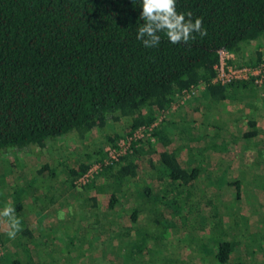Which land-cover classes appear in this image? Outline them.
<instances>
[{
	"label": "trees",
	"instance_id": "1",
	"mask_svg": "<svg viewBox=\"0 0 264 264\" xmlns=\"http://www.w3.org/2000/svg\"><path fill=\"white\" fill-rule=\"evenodd\" d=\"M140 6V0H0V148L36 144L43 149L48 139L70 131L79 142L88 131L102 128L109 116L112 120L125 116L127 126L123 134L112 130L105 135L108 146L118 147L122 137L131 136L141 126L148 129L162 115L149 130V135L134 137L128 150L117 159L106 162L108 151L106 147H100L94 155L90 154L92 157L87 156L86 160L66 167L65 179L75 191L76 199L67 200L70 204L67 212L74 227L71 231L61 230L64 231L63 238L59 233L60 227L58 230L53 228L60 238L53 236L51 242L46 240V226L43 224L38 225L41 238H37L28 219H25L26 209L23 214L24 203L17 195L14 206H10L15 208L16 214H23L21 218L17 216L22 230L15 239L5 236L0 242L11 251L15 247L24 254L12 258L10 264H52L53 253H62L56 249L63 247L67 248V253H73V264L92 254L99 247L94 243L92 231L98 229L99 220L95 213L96 209H101L99 194L102 192L108 193L106 208L115 209L117 214L121 196H135L129 212L131 225L126 226L128 236H133L132 239L125 237L127 249L123 253L124 260L137 253V250L133 253L128 250V243L134 242V236L137 238L140 234L143 239L142 243L136 242L139 250L147 243L156 247L157 238L173 228L175 222L184 224V219L189 227L203 229L201 232L192 231L185 237L193 244L199 258L194 264H209L213 260L223 264L228 261L229 264H243L240 254L235 257L237 261L231 259L241 239L244 254L250 244L255 245L260 254L264 253V217L260 216L259 206L254 209L259 213L256 219L259 226L257 224L254 229L250 228V217L243 212L230 223V228L234 229L232 232L222 225L224 213L246 199L240 180L233 179L225 187L227 191L220 190L216 195L219 201L214 204L215 199L209 201L196 195L202 190H197L193 181L201 173V167L187 166L186 156H181L194 147L206 150L213 146L225 152L226 159L238 158L237 151L231 150L229 142L234 140L237 144L235 140H241L242 154H245L244 150L252 138L263 131L256 118L247 114L249 128L243 130L240 137L232 138H228L233 134L229 128L225 129L219 123L209 124L205 132L207 136H202L192 123L194 121H184L178 127L173 125L172 129L166 124L168 108L174 102L176 92L183 88L202 81L204 87L200 91L203 90L210 102L207 110L211 104L228 99L235 89L243 91L264 84L263 81L262 85H257L250 78L226 83L212 81L217 73L220 50L233 53L230 61L237 65H256L264 61L261 50L256 49L253 56L246 51V45L264 35V0H176L177 12L191 11L193 21L202 18L207 36L201 38L194 33V40L172 44L161 33V42L154 48H145L136 39L137 29L143 23L139 19ZM177 132L181 140L175 146L172 143ZM201 137H205L204 144H190ZM217 137L221 139L219 142ZM255 140L259 147L258 140ZM139 157L147 160L149 169L146 176L135 183L141 168ZM96 162L100 163V168L86 182H80L78 178ZM45 169L56 173L46 163L35 172L42 173ZM142 181L145 185L140 187ZM180 188L184 194L193 196V199L189 197V202H184L182 210L172 207L171 203L174 197L171 193L180 192ZM85 190L88 194L80 200ZM161 191L166 192L164 197H169L168 202L165 198L160 204L154 202V218L149 224H143L139 219L142 202L145 199L150 201L149 197L155 195L157 201L163 196L159 194ZM55 192L62 194L58 190ZM229 198H232V204H228ZM138 199L141 201L137 202ZM49 200L53 202L56 199ZM33 201L30 207L36 208V198ZM88 201L91 208L89 216L77 219L75 212L79 207H86ZM46 206L41 205L40 208L45 209ZM213 209L218 211L211 212L216 213V219H212L210 213ZM161 213L170 217H163L169 223L163 224ZM196 213L200 216L199 224L189 223V215L196 217ZM83 218L88 219V223H82ZM207 224L209 227L205 228ZM217 227L220 228L219 235L212 236ZM206 233L209 236L203 237ZM116 234L117 231L109 236L110 244ZM231 234L236 237L230 238ZM101 242L99 237L98 243ZM121 247L118 243L117 248ZM2 253L3 249L0 251V264L5 262H2ZM262 258L264 264V255ZM176 261L174 264H178Z\"/></svg>",
	"mask_w": 264,
	"mask_h": 264
},
{
	"label": "rangeland",
	"instance_id": "2",
	"mask_svg": "<svg viewBox=\"0 0 264 264\" xmlns=\"http://www.w3.org/2000/svg\"><path fill=\"white\" fill-rule=\"evenodd\" d=\"M263 45L264 35L257 39V41L246 45V51L248 55L253 56L256 49ZM260 91L261 87L259 86H254V88L245 89L243 91L240 89H235L231 91L230 97L228 99L222 101L221 106L211 104L205 112H202V110L199 109V105L206 103L204 106H207L208 103L210 104V102H208L203 90H199L194 96L185 101L181 106L167 112L168 119L166 124L171 125L172 129L173 125H175L174 127H178V124L184 121H194L192 123L196 125L202 136H207L208 133L205 132L207 131L209 124L219 123L225 129L228 127L229 131L233 133L228 138H232L233 136L240 137L241 132L249 128L246 121L247 118L245 116L249 114L248 108L251 109V103L259 102L258 106L263 103L264 96L260 94ZM198 110L201 113L198 112ZM257 112L256 113L260 116H258V119L261 122V120L264 119L263 105L262 109H258ZM251 115H255V112H251ZM171 121H173V123ZM229 125L231 126L229 127ZM126 126L127 118L125 116L122 118L120 117L118 120H112V118L109 116L108 122L102 128L97 127L88 131L84 138L79 142L76 141V138L73 136V131H70L54 139H48L46 147L43 149L38 147L36 144H29L23 147L10 145L0 148V211H2L6 205L14 206L17 195H19V199H22V202L24 203L23 214L25 213V209L27 211L25 214V219H28V224L34 230L37 238H41L39 236V224H46L44 233L46 234V237H48L46 240L49 242H51L53 236L58 237L59 233L63 238L64 231L61 230L65 229L67 231H71L74 227H72L74 224L70 220L71 215L67 212L70 206L67 200L74 201L76 199V196L73 195V192L75 191H73L71 186L69 187L67 185L68 183L65 179L67 174L66 167L77 164L81 160H86L87 156L92 157L90 154L94 155L95 152L100 149V147L105 148L109 145L105 139V135L107 133H111L113 132L112 130H115L123 134L125 132ZM261 126L262 127L260 129H263V131H260L259 134L252 138L253 140L250 139L251 141L249 147L245 148L244 150L245 154H242V145H240L241 140H238L237 138L235 140L238 141L237 144L233 142L234 140H230L229 143L232 148L231 150H234V152L237 151V155H239L238 158L235 157L234 159L232 156V158L226 159L225 152H220L219 148L213 146L212 148L206 150H203L199 147H194L192 150H188L187 153L183 152L181 155L183 156L184 154L186 156L185 163L187 166L199 165L201 167V173L193 181L195 188L197 190H199L198 188H201L202 190L196 193V195L200 196L201 198L209 199V201L215 199L214 204H217L219 201V198L216 195L219 194L220 190L223 189L227 191L228 188L225 187L229 185L228 183L231 180H240L242 186L241 189H243V194L245 196L244 198L246 199L244 203H236L237 205L233 206L232 208L230 207V210L224 213V222L222 225L229 231L231 230L230 232L234 230L230 228V223L236 219V215L240 214V212H243L250 217L249 219L251 222H248L251 229L257 227L258 224L256 219L258 218L257 216L259 213L258 211H254L256 207L259 206L258 209L260 211V216L264 217V210L262 209L264 208V123H262ZM178 134V132L176 134L174 133L175 136L172 144L175 146H177L181 140ZM122 138L120 140H122ZM254 139L258 140V143L260 144L259 147L254 142ZM216 140L219 142L221 139L217 137ZM204 142L205 137H201L199 140L191 141L190 144L195 146V144H204ZM259 149L262 150L261 153L259 152ZM184 150L186 151L185 148ZM241 154L246 157L242 158ZM258 161H261L260 164H258ZM44 163L48 164L50 169H53L56 173H51L48 169H45L42 173L35 172ZM139 163L141 168L138 172L135 183L139 180L141 181L146 176V171L149 169L148 162L144 157H139ZM250 179L252 181H249ZM153 182H155L154 179ZM129 185L131 186V183H129ZM144 185L145 182L142 181L140 187H143ZM57 190L62 193L61 196L60 193L55 192ZM183 190H185V188H183ZM85 194H88L86 193V190L85 193L79 197V199L83 200L86 198ZM159 194H163V196H160L157 201L156 198L158 197L155 195V197H149L150 201L145 199L142 202L143 209L139 215V219L143 224H149L154 218V213L152 210L154 202L159 204L162 203L166 192L161 191ZM171 195L174 196L171 202L173 203L172 207L177 206L180 210H182L184 202H189V197L193 199L191 194H184L181 192V188L180 192L173 191ZM124 196H128V194L123 195V197ZM129 196L125 197V200H120V204L117 206V214L115 209H108L104 207L106 206L108 200V193L102 192V194H99L101 209L98 208V211L96 209L95 213L97 220H99V225L96 231H92L95 235L93 236V240H95L94 243L97 246L99 245V247L96 250L94 249L92 253L94 257L92 254L88 256L85 255L86 257L77 260V262L75 261L74 264H174L175 260H177L176 262H178V264H194V262L199 260L198 256L195 255L196 249H193V244L187 242L185 237L190 236L192 231L201 232L203 229L189 227L187 220L185 221V219L182 221L184 224L180 225L178 222H175V226L173 228H169L168 232H163L162 236L157 238L158 241L156 247L155 244L153 246L151 243H147L145 247L143 245L142 249L139 250L140 248L138 245H136V242L142 243L143 239L141 238L140 234L139 236L137 235V238L134 236V242L132 243L131 240L128 243V250L132 251V253L133 251L137 250V253L135 256H130L129 260H124L123 253L125 252V249H127L125 237H130L129 239H132L131 236H133V234H131L133 231L130 232L131 236H128L129 233L126 232L128 230L126 226L131 225L129 212L135 201L134 195ZM34 198H36V208H31L30 205L34 203ZM50 198L56 200L52 202L49 200ZM165 200L168 202L169 197L165 198ZM138 201H141V199H138L137 202ZM232 203V198H229L228 204ZM41 205L47 206L45 209H41ZM214 206L212 205L213 208ZM65 209H67V211H65ZM83 209L85 210L84 216ZM215 210L218 212L217 209H213V211H210V213L215 212ZM90 211L91 208L89 207L88 201L87 206H83V208L79 207L75 212L76 214L74 215L80 220L82 217L87 218ZM156 212L158 213V211ZM175 212L179 216V212ZM23 214L17 212L16 216L19 215L21 218ZM195 215L196 217L189 215V223L196 222L199 224L200 216L198 213ZM211 216L212 219L218 218L216 213H211ZM163 217H170H166L162 213L160 214V219L164 222L163 224H167L168 221ZM85 218H83L84 220L82 221L84 224L88 223V219ZM207 227H209L208 224L205 228ZM53 228L57 230L60 228L59 233L54 231ZM6 229L7 224L5 222H0V239H3L5 236H7V232L3 233V231ZM161 229L162 228H160V230ZM219 229L220 228L217 227L214 230L212 236L219 235ZM116 231L117 234L112 240H110V244L108 238ZM236 232H238V230ZM232 234L236 233L233 232ZM232 234L230 235V238H235L236 235ZM207 236H209L208 233L203 235V237ZM99 237L102 239L100 244L98 243ZM149 241L152 242V240ZM159 241H162L165 244L163 245L162 243L160 245ZM242 241L243 240L241 239L240 243H238V245L236 244L234 252L231 255V259L234 258L233 261H237L235 257H237V254H240V258L244 261L243 264H263L262 256L264 253L260 254V252L254 248L255 245L250 244L248 245L247 251L244 254L245 248L242 244ZM118 243L122 245L121 248H117ZM5 245L6 244L0 242V251L2 252L3 249V255L1 259L2 262L5 261L3 264H10V260L12 258L19 257V255L21 256V254H24L21 253L20 249H15V247L11 251V248H7ZM50 249L51 244L49 245V250ZM56 250H61L63 252L60 254L53 253L52 264H73V253H67L66 247ZM203 254L205 257L207 256L205 251ZM212 257L214 258V256ZM66 258H69V260L66 261ZM90 258L93 259L90 260ZM209 264L223 263H220L217 260L214 262L213 260V262H209ZM225 264H229V261Z\"/></svg>",
	"mask_w": 264,
	"mask_h": 264
},
{
	"label": "clouds",
	"instance_id": "3",
	"mask_svg": "<svg viewBox=\"0 0 264 264\" xmlns=\"http://www.w3.org/2000/svg\"><path fill=\"white\" fill-rule=\"evenodd\" d=\"M134 2V0H133ZM139 25L136 39L141 41L145 48H154L161 42V33L165 34L172 44L187 43L194 40L195 34L201 38L207 36L202 26V18L192 19L193 13L177 12L176 0H140ZM62 218V217H61ZM0 222L7 224L9 239H15L22 230L21 221L15 214V208L6 205L0 211Z\"/></svg>",
	"mask_w": 264,
	"mask_h": 264
},
{
	"label": "built area",
	"instance_id": "4",
	"mask_svg": "<svg viewBox=\"0 0 264 264\" xmlns=\"http://www.w3.org/2000/svg\"><path fill=\"white\" fill-rule=\"evenodd\" d=\"M233 53L228 51L220 50V59L217 67V73L212 78V81H217L220 83H226L233 79H252L253 82L257 85H262L264 81V61L256 65H237L230 60L233 58ZM204 87V83L201 81L197 85H191L187 88H183L181 91H177L175 95V100L168 110L175 109L182 105L185 101L194 96L200 89ZM162 115L159 116L151 125L147 128L141 126L133 132L131 136H125L118 142V147L106 146L108 151V159L106 162L111 159H117L118 156L126 150H128L131 141L134 137H144L145 134L149 135V130L154 126ZM100 168V163H93L83 175H81L78 180L80 182H86L94 173Z\"/></svg>",
	"mask_w": 264,
	"mask_h": 264
},
{
	"label": "crops",
	"instance_id": "5",
	"mask_svg": "<svg viewBox=\"0 0 264 264\" xmlns=\"http://www.w3.org/2000/svg\"><path fill=\"white\" fill-rule=\"evenodd\" d=\"M256 41H257V40H256ZM254 42H255V41H254ZM263 46H264V45H263ZM263 46H261V47L259 46V47H258V49L261 50L262 55H264V47H263ZM262 87H263V88H262ZM262 91H263V92H262ZM260 92H261L260 94H261L262 96H264V94H263V93H264V84H263V86H261V91H260ZM263 98H264V97H263ZM258 103H259V102H252V103H251V106H252V107H251V109L248 108V111H249L248 113L251 114V112L254 111V112H255V115H253V117L256 118L257 125H258L259 127H262L261 124L264 123V119L261 120V122H260V120L258 119V116H259V115L257 114V113H258L257 111H258V109H262V105H263V109H264V99H263V103H262L260 106H258ZM205 104H206V103H203V104L199 105V109L202 110V112H205V111H206V106H204ZM216 105L221 106V105H222V102H219V103H217ZM247 107H248V106H247ZM197 108H198V107H197ZM198 112H200V111L198 110ZM256 112H257V113H256ZM200 113H201V112H200ZM260 115H261V114H260ZM259 117H260V116H259ZM230 126H231V125H229V127H230ZM228 133H230V132H228ZM253 138H254V137H253ZM100 194H102V193H100ZM125 197H128V196H124V197L121 196V199L125 200ZM129 198H130V196H129ZM121 199H120V200H121ZM133 199H134V198H133ZM98 200H99V199H98ZM70 201H73V200H70ZM104 207H106V206H104ZM65 211H67V209H65ZM43 225L46 226V224H43Z\"/></svg>",
	"mask_w": 264,
	"mask_h": 264
}]
</instances>
